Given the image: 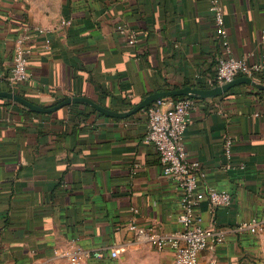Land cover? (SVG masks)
Wrapping results in <instances>:
<instances>
[{
    "label": "crops",
    "instance_id": "obj_1",
    "mask_svg": "<svg viewBox=\"0 0 264 264\" xmlns=\"http://www.w3.org/2000/svg\"><path fill=\"white\" fill-rule=\"evenodd\" d=\"M220 1L231 55L261 63L264 0ZM28 25L46 33L32 37L27 80L9 87L15 39ZM120 25L135 34L134 45ZM222 53L209 0H55L51 16L30 0H0V90L39 106L85 97L127 112L154 92L208 89ZM146 129V107L125 117L86 103L37 113L0 98V264H69L61 255L69 248L102 253L88 264H107L111 250L173 264L170 250H154L130 228H180L178 192L143 140ZM227 139L243 169H225ZM183 140L188 160L205 172L199 188L233 195L229 207L198 203L201 224L226 231L198 264H264V230L241 228L264 218V89L237 84L197 99Z\"/></svg>",
    "mask_w": 264,
    "mask_h": 264
},
{
    "label": "built area",
    "instance_id": "obj_2",
    "mask_svg": "<svg viewBox=\"0 0 264 264\" xmlns=\"http://www.w3.org/2000/svg\"><path fill=\"white\" fill-rule=\"evenodd\" d=\"M209 8L215 24V34L219 38L223 53L217 58L214 74L209 78L210 87L222 85L237 76H247L256 81V76L264 72V60L261 63H248L244 58L231 55L227 31L223 24V6L220 0H209ZM119 32L125 34L127 43L134 45L137 38L133 32H128L124 26H118ZM46 29L41 26H25L24 31L15 39L13 64L7 77V84L11 87L15 83L24 82L29 74L27 64L32 54L31 41L34 34L44 35ZM264 40V31L262 34ZM44 47L48 48L50 40H44ZM196 98L182 96L169 106H165V99L159 98L146 109L147 129L143 137L157 152L162 177L170 180L178 192L180 211L177 220L180 228L171 233H160L153 227L136 228L139 237L156 251L170 250L173 264H198L200 253L206 248L221 244L225 238L223 228L204 227L197 213V205L207 201L212 209L229 207L233 203V195L224 189L199 188L205 177L200 163L188 160L183 135L190 122V112L195 107ZM224 154L227 158L225 169H243L244 164L234 165L231 161V140L224 143ZM252 234H260L264 230V218H252L241 224ZM111 250L110 258L116 256ZM61 255L69 264H88L92 258L102 257V253L83 251L79 248L63 250Z\"/></svg>",
    "mask_w": 264,
    "mask_h": 264
},
{
    "label": "water",
    "instance_id": "obj_3",
    "mask_svg": "<svg viewBox=\"0 0 264 264\" xmlns=\"http://www.w3.org/2000/svg\"><path fill=\"white\" fill-rule=\"evenodd\" d=\"M237 84H247L259 89H264V85L261 83H258L254 79L247 77V76H237L234 79H232L229 82H226L222 85L218 86H213L208 89H201L197 87H191V86H183L179 88H173L169 90H163V91H158L154 92L152 94H149L145 96L139 104H137L134 108L127 112H112L109 111L95 102L89 100L88 98L85 97H66L63 98L60 101L55 102L52 106H39L36 105L29 100L22 98L18 96L17 94L9 91H3L0 90V98L7 99L10 102L16 103L20 106H23L33 112L37 113H49L56 111L57 109L73 104V103H86L95 108L96 110L100 111L101 113L107 115V116H112V117H125L127 115H130L136 111H139L145 107H148L150 104H152L154 101H156L159 98H164V97H182V96H188L191 98H196V99H206V98H213L216 96H219L225 92H227L230 88Z\"/></svg>",
    "mask_w": 264,
    "mask_h": 264
},
{
    "label": "rangeland",
    "instance_id": "obj_4",
    "mask_svg": "<svg viewBox=\"0 0 264 264\" xmlns=\"http://www.w3.org/2000/svg\"><path fill=\"white\" fill-rule=\"evenodd\" d=\"M35 10L42 15L51 16L55 12V0H30ZM140 252V253H138ZM121 251L107 264H154L151 254L146 251Z\"/></svg>",
    "mask_w": 264,
    "mask_h": 264
},
{
    "label": "trees",
    "instance_id": "obj_5",
    "mask_svg": "<svg viewBox=\"0 0 264 264\" xmlns=\"http://www.w3.org/2000/svg\"><path fill=\"white\" fill-rule=\"evenodd\" d=\"M214 72V71H213ZM214 73H212L211 74V76L213 75ZM263 79H264V72H262L261 74H258L257 76H256V81L258 82V83H263ZM195 87H197V88H203V86H202V84L201 85H199V84H197ZM181 98V97H180ZM172 99L173 100H177V99H179V97H172ZM148 107H146V109H147Z\"/></svg>",
    "mask_w": 264,
    "mask_h": 264
}]
</instances>
